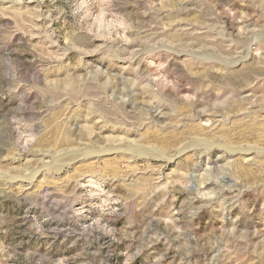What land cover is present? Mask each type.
Wrapping results in <instances>:
<instances>
[{
    "label": "rangeland",
    "instance_id": "374dc122",
    "mask_svg": "<svg viewBox=\"0 0 264 264\" xmlns=\"http://www.w3.org/2000/svg\"><path fill=\"white\" fill-rule=\"evenodd\" d=\"M0 264H264V0H0Z\"/></svg>",
    "mask_w": 264,
    "mask_h": 264
},
{
    "label": "bare ground",
    "instance_id": "6f19581e",
    "mask_svg": "<svg viewBox=\"0 0 264 264\" xmlns=\"http://www.w3.org/2000/svg\"><path fill=\"white\" fill-rule=\"evenodd\" d=\"M97 156L96 157H98L99 156V154H96ZM108 155V154H107Z\"/></svg>",
    "mask_w": 264,
    "mask_h": 264
}]
</instances>
